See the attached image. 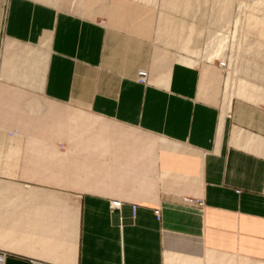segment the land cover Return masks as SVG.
Here are the masks:
<instances>
[{
    "label": "crops",
    "instance_id": "obj_1",
    "mask_svg": "<svg viewBox=\"0 0 264 264\" xmlns=\"http://www.w3.org/2000/svg\"><path fill=\"white\" fill-rule=\"evenodd\" d=\"M204 2L227 23V2ZM170 18L140 0L0 1L4 264H264V106L225 93L219 60L161 51L159 28L204 45Z\"/></svg>",
    "mask_w": 264,
    "mask_h": 264
},
{
    "label": "rangeland",
    "instance_id": "obj_2",
    "mask_svg": "<svg viewBox=\"0 0 264 264\" xmlns=\"http://www.w3.org/2000/svg\"><path fill=\"white\" fill-rule=\"evenodd\" d=\"M140 1L156 5L159 9L160 20L163 17L167 20L174 17L179 21L178 23L184 24L185 22L187 31L181 33L183 36L198 34L204 38H202L204 45L198 44L200 41L197 46H193L191 45L193 42L189 44L191 39L184 46L174 45V42L169 41L173 36L172 31L168 28L162 31L159 28L162 33L158 40L161 51L168 54V52H172V48H175L177 59L186 58L199 61L210 58L225 61L226 66H222L226 69L223 72L225 93L231 92L233 96L264 106V0L227 2L224 4L227 8L223 9L224 12H227L226 15H231L227 23L213 22L215 8L209 3L208 6H205L204 0H193L190 13L180 11V7L178 6V8L176 5L167 6L166 3L172 2V0ZM212 1L214 2V0ZM215 1L218 2V0ZM169 21L171 22V20ZM216 48L217 56L208 57L207 54ZM182 51H185L186 54H182ZM248 84H256L257 87L254 89ZM242 89H245L244 94ZM62 108L65 125L71 126L73 121L77 124V121L72 118V109L65 105ZM65 137L68 138V136ZM71 137L69 136V138Z\"/></svg>",
    "mask_w": 264,
    "mask_h": 264
},
{
    "label": "built area",
    "instance_id": "obj_3",
    "mask_svg": "<svg viewBox=\"0 0 264 264\" xmlns=\"http://www.w3.org/2000/svg\"><path fill=\"white\" fill-rule=\"evenodd\" d=\"M221 66H226V62L225 61H220L219 62ZM138 80L144 84H147L149 82V73L146 70H140L139 74H138ZM112 205L117 207L121 205V201L120 200H114L112 202ZM156 213L159 214V210H156ZM4 260H5V254H0V264H4Z\"/></svg>",
    "mask_w": 264,
    "mask_h": 264
},
{
    "label": "bare ground",
    "instance_id": "obj_4",
    "mask_svg": "<svg viewBox=\"0 0 264 264\" xmlns=\"http://www.w3.org/2000/svg\"><path fill=\"white\" fill-rule=\"evenodd\" d=\"M225 2H230V0H224ZM223 0H218V3H220L221 5H223V3H225ZM223 11V10H220Z\"/></svg>",
    "mask_w": 264,
    "mask_h": 264
}]
</instances>
